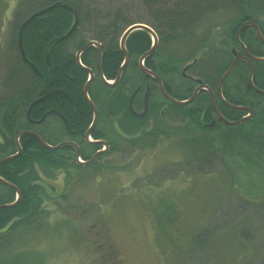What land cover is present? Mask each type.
<instances>
[{"label": "rangeland", "instance_id": "374dc122", "mask_svg": "<svg viewBox=\"0 0 264 264\" xmlns=\"http://www.w3.org/2000/svg\"><path fill=\"white\" fill-rule=\"evenodd\" d=\"M19 1L0 0V79ZM87 1L97 11L118 10L132 20L145 18L140 0ZM236 18L230 13L205 18L201 31L194 30L206 36L202 47L192 44L194 35L177 38L183 41L171 61L177 73L198 57L187 74L215 86L221 52L226 50L231 58L232 49L241 51L226 35L230 19ZM160 53L161 63L166 62ZM99 84L94 80L92 87ZM196 102L187 109L196 108ZM248 107L251 124L231 128L264 135V97L255 98ZM183 113L176 109L160 123V132L166 135L156 136L154 145L131 149L125 144L90 165L75 163L73 155L61 168L41 165L46 183L54 187L43 207V227L14 245L10 252L16 254L8 264H264L261 180L254 171L235 169L239 159L219 157L220 139L229 129L207 130ZM201 133L213 142L200 153L204 160L190 161L200 151L194 156L186 140ZM89 152L86 149V155ZM249 176L253 186L248 185Z\"/></svg>", "mask_w": 264, "mask_h": 264}, {"label": "trees", "instance_id": "16d2710c", "mask_svg": "<svg viewBox=\"0 0 264 264\" xmlns=\"http://www.w3.org/2000/svg\"><path fill=\"white\" fill-rule=\"evenodd\" d=\"M53 5L56 6L26 24L20 36L24 55L34 66L39 77L24 64L19 55V29L31 14ZM139 5L145 18L136 20L129 19L118 10L97 11L87 0H20L15 6L9 41L1 60L3 74L0 79V161L15 155L18 152L17 144L20 153L11 161L0 165V264H8L10 257L14 259L16 253L10 251L14 245L16 247L19 245L18 241L42 230L45 218V215L42 216L43 207L46 200L52 198L54 187L46 183L40 166L45 165L50 169L61 168L69 157L60 156V150L50 151L43 148L32 135H22L16 143V135L20 131L29 130L45 143L55 145L60 142V135L81 139L91 124L92 109L82 91L88 79L86 69L96 70L98 52L94 46L82 50L78 60L86 68L84 69L79 66L76 58V53L84 46L91 42L100 45L102 76L106 80L114 81L124 59L119 40L124 30L132 24L149 26L161 40L180 38L186 34L194 35L195 39H191V42L202 47L206 43L204 39L206 36H201L194 30L197 28L200 30L199 25L207 17L218 13L227 16L230 13L238 16L236 19H230L226 31V35L235 45L236 31L246 21L257 24L264 39V0H140ZM75 20L76 26L66 35L72 29ZM144 31L142 29L133 31L125 41V50L131 57V63L129 67L123 68L121 80L138 72L136 60L148 50L150 42V36ZM240 41L249 53L255 57H264V44L251 26H246L241 31ZM221 53L222 61L216 65L219 78L231 61L226 50ZM164 57L167 60L160 63V75H166L176 68L175 64H171L172 58ZM253 69L252 82L258 89L264 91V62H253ZM248 73L247 63L237 61L223 83V94L227 102L236 106H251L255 98L264 97L250 88L247 81ZM125 74L129 75L124 77ZM176 80L177 99L183 100L187 95L188 83L179 77H176ZM100 86L103 90V95L100 96L96 94V86L88 87V97L94 105H97L100 99L104 102L110 92L102 84ZM35 100L38 101L29 109L27 119L28 108ZM198 100L197 107L191 110L187 109L186 105L176 108L183 111L184 116L194 120L195 124L200 125L201 117H198V112L204 108L207 100L203 97ZM113 101L112 114H121L124 109V92L120 88L115 92ZM109 110L110 107L107 112ZM224 110L225 114L230 115L231 120L240 119L245 115L242 111H230L225 107ZM48 112L61 115L66 128L56 115H48L40 124H36ZM249 123L251 124L250 119L245 120L240 128ZM222 127L229 130L220 139L219 157L239 159L234 168L246 174L254 171L258 181L261 180L263 189L264 135L253 134L250 131L237 132L234 128ZM201 134L199 137L186 140L192 145L194 156L200 151L198 157L190 161L204 160L206 157L200 156V153L213 142L205 133ZM93 136L98 138V134ZM253 180L250 176L247 178L249 186H253ZM14 188L18 190V198ZM258 198L262 199L258 203L264 204V190ZM11 204L13 205L9 206ZM17 263L21 264L20 261Z\"/></svg>", "mask_w": 264, "mask_h": 264}, {"label": "flooded vegetation", "instance_id": "af4514ba", "mask_svg": "<svg viewBox=\"0 0 264 264\" xmlns=\"http://www.w3.org/2000/svg\"><path fill=\"white\" fill-rule=\"evenodd\" d=\"M147 28L149 30L144 32H146L150 36L149 48L141 56L149 52L150 49H153V51L151 52V54H149L147 57H145L142 60L141 65L139 64V58L141 56L136 60V66L138 72L134 76L129 77L127 76L129 74H125L124 77L126 76L127 77L121 80V76H122V72H121L117 82L115 83L112 82L113 84L109 82L112 84V86H105L101 83L97 75V67L96 70L90 69L93 72L94 77L89 87L91 88V86L94 85V80H98L100 84L97 87V93H96L97 96L103 95V90L100 89L101 84L106 88H108V91L110 92L107 94V97L105 98L104 102H101L100 99L98 100L99 105L98 104L94 105L96 109V120L94 125L91 127V130L86 140L84 139V133L87 130L83 133L81 139L79 138L75 139L69 135L66 136L63 135V140L61 142H69L74 144L75 146L74 147L67 146L61 148L60 155L62 157L70 156L71 158L72 157L71 155H73L74 161L77 164L86 163L92 157H95L94 160L92 161L93 163L101 155H109L115 150H119L121 146L123 147L125 144L131 149L139 146L147 147L154 145L156 136H158L161 133L162 134L164 133L166 135L165 132H160V123L162 121H165L167 117L169 119L170 115L172 113H175L177 109L176 107H178L169 100H167L162 95L160 87L157 82V78L159 79L160 84L166 96L174 100H178L176 96V93L178 92V87L176 86L174 81L176 80V77L177 78L179 77L180 79H184L188 83V88L186 92L187 95H185V99L183 100L189 99L193 95L195 90L199 88L193 101L189 104H186V106L188 107L189 105L193 104L196 100H198L201 97H203L204 100H207V104H205L204 108L200 111L201 123L205 129L212 130L219 126H228L219 119V116L229 121H234L230 119L229 117L230 115L228 113L225 114L226 112L224 110V107L230 111L231 110L236 111V110L231 109L227 105H225V103L221 101V98L217 92V84L219 79L216 85L213 86L212 84L204 83L200 79L193 76H189L187 74V72L197 64L198 57H194L190 63H186L185 65H183L179 74L177 73V68H175L172 69V71L166 75H160L159 72V66L161 63L160 52L165 54V56H169V58H172L171 59L172 61L175 58L174 57L175 51L178 45L181 44L183 41L178 40L176 37L170 38L168 40H161L158 34L153 29H151L149 26H147ZM148 32L149 33L151 32L155 39L153 38L152 35H150L151 33L149 34ZM182 46L184 45H180V47ZM235 51H236L235 56L243 55V53L241 52L242 50L238 51L235 49ZM230 54L232 56L231 57V61H232L234 55H232V53ZM239 61H243V60H239ZM130 63H131V57H129L128 59L126 68L129 67ZM127 71L129 70L127 69ZM202 86H206L207 89L203 88ZM118 88H120L124 92V102H123L124 109L121 114H112L111 108L114 106L113 98ZM136 89H138V91L131 99V110L133 112L132 113L129 110L128 102L131 95ZM146 92L148 93L146 113L142 117H137L135 115H139L144 111V95ZM220 94L222 99L227 102L223 94V84L220 88ZM183 100H178V101H183ZM229 104L234 105L232 103ZM98 106H100V108H98ZM109 107L110 110L109 112H107ZM92 120H93V115H92ZM60 121L63 124V126L66 128V123H63L61 119ZM37 123L38 122H36V124ZM117 123L120 126L118 128L116 126ZM107 125H109V127ZM170 130L172 129L169 128L168 132H170ZM93 134H98L97 136L98 138H94ZM111 135H113L114 137L112 138ZM140 137L142 138V140L139 141ZM118 138L122 139L123 142H118L117 141ZM150 138H152V141L149 140ZM113 139H115V141ZM96 142L104 143V148L102 149V146L97 145ZM86 149H89V151L91 150L92 152H89V154L86 155L87 154ZM77 155L79 156L78 162H76ZM81 158L83 161H81Z\"/></svg>", "mask_w": 264, "mask_h": 264}, {"label": "water", "instance_id": "95a60500", "mask_svg": "<svg viewBox=\"0 0 264 264\" xmlns=\"http://www.w3.org/2000/svg\"><path fill=\"white\" fill-rule=\"evenodd\" d=\"M56 5H53V6H50V7H47V8H44V9H41L39 11H36L34 12L33 14H31L20 26V29H19V38H18V49H19V55L22 59V61L24 62V64L33 72L35 73L37 76L40 77V75L38 74V72L36 71V69L34 68V66L26 59L25 55H24V52L22 50V47H21V40H20V36H21V32H22V29L23 27L28 24L31 20H33L34 18L38 17L39 15L47 12L48 10H50L52 7H54ZM64 7H66L67 9H69L66 5H64ZM70 10V9H69ZM71 11V10H70ZM76 20L74 22V25L72 26V29H70V31L66 34H70V32L73 30V28L76 26ZM246 26H251L255 33H256V36L258 37V39L261 41V43L264 44V39L260 33V30L257 26V24H255L254 22L252 21H246L244 23H242L237 31H236V34H235V40L237 42V44L240 46L241 50H242V53L243 55H238V56H235L236 55V51L235 49H232V55H234L232 61L230 62L228 68L224 71V73L221 75V77L219 78V81H218V84H217V92L221 98V101H223L225 103V105H227L229 108L231 109H234L236 111H242L244 113H246L247 115L241 117L240 119H237V120H234V121H229L221 116H219V119L226 125L228 126H231V127H235L241 123H243L245 120L249 119L251 116H252V109L248 106H236V105H231L229 103H227L226 101H224L221 97V94H220V88L223 84V82L226 80V78L230 75L231 71L233 70L235 64L237 61L239 60H243L247 63L248 65V68H249V73H248V77H247V81H248V84L250 86V88L259 93V94H262L264 95V91L263 90H260L258 89L252 82V75H253V72H254V69H253V65H252V62H264V57H255L254 55H252L251 53H249L245 46L243 45V43L240 41V33L241 31L244 29V27ZM145 30V31H148L149 29L147 28L146 25L144 24H140V23H136V24H133V25H130L127 29H125V31L122 33L121 37H120V40H119V44H120V48H121V51L123 53V56H124V59H123V62L120 66V68L118 69V73H117V76L116 78L114 79V83L118 81L119 79V76H120V73L122 72L123 68L126 66L127 62H128V59H129V55L128 53L126 52L125 50V47H124V44H125V40L126 38L128 37V35L130 33H132L133 31L135 30ZM151 33V32H150ZM65 35V36H66ZM152 35V33H151ZM65 36L63 38H65ZM153 36V35H152ZM154 38V36H153ZM155 39V38H154ZM88 46H94L96 47L97 49V52H98V61H97V75L101 81V83L105 86H112V84L108 83L104 77L102 76V73H101V69H100V55H101V47L99 44L95 43V42H91V43H88L86 46L83 47V49H81L79 52L76 53V58H77V61H78V64L79 66H81L82 68H84L81 64H80V61L78 60L79 58V55L80 53L82 52V50H84L85 48H87ZM153 51V49H150L149 52L145 53L143 56H141L139 58V64L141 65V62L142 60L147 57L149 54H151V52ZM86 69V68H84ZM87 72H88V80L86 81L84 87H83V95H84V98L86 99L87 103L89 104V106L91 107L92 109V112H93V120L90 124V126L88 127L87 131L84 133V139L86 140V138L88 137L89 135V132L91 130V127L94 125L95 123V120H96V109H95V106L94 104L90 101L89 97H88V87L90 85V83L92 82L93 80V77H94V74L93 72L90 70V69H86ZM157 82H158V85L160 87V90H161V93L162 95L167 99L169 100L170 102H172L173 104H175L176 106H183V105H186V104H189L193 101V99L195 98V95L197 93V91L199 90V88L197 90H195V92L193 93V95L187 99V100H183V101H178V100H174L172 98H169L168 96H166L161 84H160V81L159 79L157 78ZM203 88L207 89L206 86H202ZM201 88V87H200ZM138 91V89H136L133 94L131 95L130 99H129V102H128V107H129V110L130 112H132L131 110V99L133 98V96L136 94V92ZM147 99H148V93L146 92L145 95H144V111L139 114V115H135L137 117H142L144 116V114L146 113V110H147ZM38 100H35L28 108V113H27V119L29 118V109L31 108V106L33 104H35ZM133 113V112H132ZM48 115H56L59 119H61L63 121V123H65V120L64 118L59 115V114H56L55 112H48V113H45L41 119L38 121L37 124L41 123ZM22 135H32L34 138H36V140L40 143V145L47 149V150H50V151H56V150H60L61 148L63 147H67V146H75L74 144L72 143H69V142H60V143H57L55 145H49L47 143H45L40 137H38L36 134H34L33 132L29 131V130H23V131H20L17 135H16V143H18V139L22 136ZM97 145H104V143L102 142H96ZM17 149H18V152L13 155V156H10V157H7V158H4L3 160L0 161V165L3 163V162H8V161H11L12 159H14L19 153H20V148L17 144ZM78 157V155H77ZM95 157H92L90 160H88L86 163L84 164H90L92 163V161L94 160ZM14 190L16 191V198L19 197V193H18V190L16 188H14ZM13 204L9 205V206H12ZM1 208V207H0Z\"/></svg>", "mask_w": 264, "mask_h": 264}]
</instances>
